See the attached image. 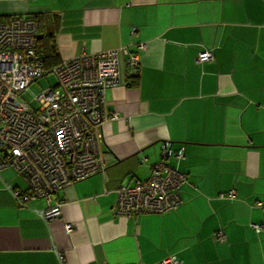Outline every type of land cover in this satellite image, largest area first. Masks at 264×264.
Returning a JSON list of instances; mask_svg holds the SVG:
<instances>
[{
    "label": "crops",
    "instance_id": "1",
    "mask_svg": "<svg viewBox=\"0 0 264 264\" xmlns=\"http://www.w3.org/2000/svg\"><path fill=\"white\" fill-rule=\"evenodd\" d=\"M12 14L36 17L48 62L146 48L136 74L121 56L122 83L105 89V109L117 116L101 126L100 150L110 154L102 171L18 206L6 184L26 182L0 170V264H62L58 252L65 264H159L168 255L178 264H264L256 205L264 201V0H0V18ZM206 48L213 59L197 61ZM167 141L166 161L187 177L181 204L115 213L117 187L148 177ZM232 188L235 197L218 196ZM57 199L61 213L45 221L37 211Z\"/></svg>",
    "mask_w": 264,
    "mask_h": 264
},
{
    "label": "built area",
    "instance_id": "2",
    "mask_svg": "<svg viewBox=\"0 0 264 264\" xmlns=\"http://www.w3.org/2000/svg\"><path fill=\"white\" fill-rule=\"evenodd\" d=\"M132 32L136 27H132ZM38 21L30 14H12L0 18V170L12 167L26 182V188L6 184L18 206L48 199L56 191L102 171L110 154L100 150L102 123L117 113L105 109V89L122 83L121 56L137 73L144 42L138 52L127 46L81 52L63 58L50 69L44 67L37 49ZM212 49H202L197 61L212 60ZM54 73L56 82L35 95L36 105L22 100L26 89L40 77ZM4 149L5 152L2 150ZM170 143L161 147L159 159L151 164L150 174L133 184L117 187L113 211L121 215L163 213L176 209L182 202L180 187L186 174L166 158L172 154ZM183 156V148L175 151ZM235 197V190L218 194ZM264 210V201H257ZM61 201L37 212L45 221L61 213ZM256 231L261 226L251 223ZM71 222L65 230L71 231ZM219 240L224 233L216 231ZM64 263L63 256L58 252ZM159 264H178L168 255Z\"/></svg>",
    "mask_w": 264,
    "mask_h": 264
},
{
    "label": "rangeland",
    "instance_id": "3",
    "mask_svg": "<svg viewBox=\"0 0 264 264\" xmlns=\"http://www.w3.org/2000/svg\"><path fill=\"white\" fill-rule=\"evenodd\" d=\"M56 82V76L54 73L49 72L31 83L29 87L24 92L23 96L20 98L25 101H29L31 104L36 105L35 95L40 92V90L47 88L48 86H54Z\"/></svg>",
    "mask_w": 264,
    "mask_h": 264
},
{
    "label": "trees",
    "instance_id": "4",
    "mask_svg": "<svg viewBox=\"0 0 264 264\" xmlns=\"http://www.w3.org/2000/svg\"><path fill=\"white\" fill-rule=\"evenodd\" d=\"M34 17H35V16H34ZM35 18H36V17H35ZM36 41H37V43H38L39 39L36 38ZM37 49H38V51H39L38 44H37ZM39 52H40V51H39ZM40 54H41V52H40ZM41 55H42V54H41ZM42 57H43V61H44V67H45L46 69H50V68L53 67L56 63L59 62V60L54 59V54L51 56V59H53V60H50L49 62H48V60L46 59V56H43V55H42ZM49 57H50V56H49ZM51 61H53V62L50 63Z\"/></svg>",
    "mask_w": 264,
    "mask_h": 264
},
{
    "label": "water",
    "instance_id": "5",
    "mask_svg": "<svg viewBox=\"0 0 264 264\" xmlns=\"http://www.w3.org/2000/svg\"><path fill=\"white\" fill-rule=\"evenodd\" d=\"M39 37V35L38 34H36V38H38ZM168 142V141H167ZM165 143V142H164ZM163 143V144H164ZM168 144H169V142H168ZM4 152H5V150L4 149H2Z\"/></svg>",
    "mask_w": 264,
    "mask_h": 264
}]
</instances>
